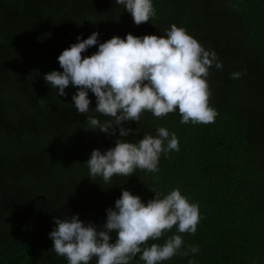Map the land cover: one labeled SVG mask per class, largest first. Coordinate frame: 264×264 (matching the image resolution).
Listing matches in <instances>:
<instances>
[{"label": "trees", "instance_id": "trees-1", "mask_svg": "<svg viewBox=\"0 0 264 264\" xmlns=\"http://www.w3.org/2000/svg\"><path fill=\"white\" fill-rule=\"evenodd\" d=\"M153 6L155 18L137 26L115 0H0V188L24 203L14 206L0 190V264H68L49 236L62 205L57 218L78 214L102 228L123 190L147 204L153 188L162 197L179 189L202 217L195 235L182 234L185 249L196 245L199 252L163 264H264V0H153ZM173 24L223 64L208 77L215 123L181 124L178 110L160 119L145 112L139 122L124 123L131 135L120 137L117 129L109 136L87 123L88 117L110 119L95 111L93 93L82 115L72 100L77 88L59 96L44 79L63 71L58 56L78 36L98 32L99 43L129 33L166 37ZM235 72L244 74L232 79ZM158 127L180 143L179 152L161 156L159 172L137 169L109 183L90 177L86 161L94 149L103 153L117 139L138 143L145 134L155 137ZM38 194L44 202L36 224L42 200L30 199ZM173 234L175 227L148 246ZM110 235L114 243L116 233ZM133 264L144 262L137 256Z\"/></svg>", "mask_w": 264, "mask_h": 264}, {"label": "clouds", "instance_id": "clouds-1", "mask_svg": "<svg viewBox=\"0 0 264 264\" xmlns=\"http://www.w3.org/2000/svg\"><path fill=\"white\" fill-rule=\"evenodd\" d=\"M131 14L139 26L155 18L153 0H115ZM99 33L87 39L77 37V43L58 56L61 71L44 75L45 81L66 96L70 85L78 91L72 96L79 114L91 109L89 91L96 97L95 111L110 119L101 122L88 117L90 129L115 136L128 137L133 129L125 122H139L145 112L158 119L178 110L180 123L212 124L218 116L210 106L212 95L208 84L209 70H222L223 64L214 51L205 48L186 29L171 25L166 37L158 35L126 38L113 36L99 43ZM98 46L91 56H82L90 47ZM244 73L235 72L232 79ZM43 100V99H41ZM136 132H139L136 129ZM180 151L176 134L164 127L157 128L154 137L145 134L138 143L117 139L115 146L105 152L94 149L86 161L91 178L102 177L109 183L113 176L131 177L137 169L149 173L160 171L161 156ZM154 199L145 204L141 197L123 190L115 201V208L106 209V223L98 228L85 224L79 215L68 219L53 217L56 227L49 233L52 250L65 257L68 264H133L137 256L144 264H163L176 255L189 256L199 252L196 245H188L182 234L195 235L202 219L199 205L191 203L179 189L161 196L156 189ZM176 228L178 234L168 236L163 245L148 242L159 240ZM116 233L111 243L110 233ZM188 264H194L189 260Z\"/></svg>", "mask_w": 264, "mask_h": 264}, {"label": "water", "instance_id": "water-1", "mask_svg": "<svg viewBox=\"0 0 264 264\" xmlns=\"http://www.w3.org/2000/svg\"><path fill=\"white\" fill-rule=\"evenodd\" d=\"M0 190L2 191V193H4L5 194V196H6V198L8 199V200H10V202L14 205V206H17V207H21V206H23L24 205V203L23 204H15L11 199H10V197L0 188ZM36 198H41V200H42V203H41V205H40V207L38 208V210H37V212H36V214H35V216H34V221H35V223L36 224H38V222H37V217H38V214H39V212H40V209H41V207H42V205H43V202H44V195H42V194H38V195H35V196H33L30 200H33V199H36ZM29 200V201H30ZM29 201H27V202H29ZM63 206V205H62ZM61 206V207H62ZM61 207H60V209H61ZM60 209H59V211H60ZM59 211H58V213H57V217H58V215H59ZM56 217V218H57ZM80 220L81 221H83V218H82V216H80ZM52 222H54V221H52ZM45 225H47V224H45Z\"/></svg>", "mask_w": 264, "mask_h": 264}]
</instances>
